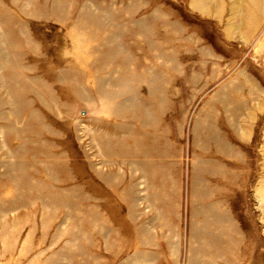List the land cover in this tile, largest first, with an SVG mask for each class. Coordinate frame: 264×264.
<instances>
[{
	"label": "rangeland",
	"instance_id": "rangeland-1",
	"mask_svg": "<svg viewBox=\"0 0 264 264\" xmlns=\"http://www.w3.org/2000/svg\"><path fill=\"white\" fill-rule=\"evenodd\" d=\"M263 186L264 0H0V264H264Z\"/></svg>",
	"mask_w": 264,
	"mask_h": 264
},
{
	"label": "bare ground",
	"instance_id": "bare-ground-1",
	"mask_svg": "<svg viewBox=\"0 0 264 264\" xmlns=\"http://www.w3.org/2000/svg\"><path fill=\"white\" fill-rule=\"evenodd\" d=\"M263 188H264V186H263ZM263 188H262V189H263ZM263 191H264V190H263Z\"/></svg>",
	"mask_w": 264,
	"mask_h": 264
}]
</instances>
